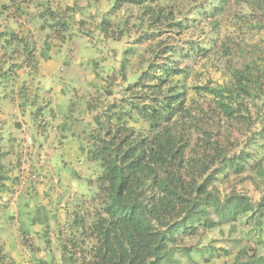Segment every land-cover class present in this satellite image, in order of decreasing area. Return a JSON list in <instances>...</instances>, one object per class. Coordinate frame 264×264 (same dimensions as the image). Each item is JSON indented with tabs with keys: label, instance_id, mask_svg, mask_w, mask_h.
<instances>
[{
	"label": "trees",
	"instance_id": "trees-1",
	"mask_svg": "<svg viewBox=\"0 0 264 264\" xmlns=\"http://www.w3.org/2000/svg\"><path fill=\"white\" fill-rule=\"evenodd\" d=\"M75 29L130 42L120 97L81 147L100 170L91 211L67 226L58 262L35 264H264V0H0V49L20 71ZM6 155L0 146V197ZM234 178L257 198L219 189ZM0 264L17 263L0 252Z\"/></svg>",
	"mask_w": 264,
	"mask_h": 264
},
{
	"label": "rangeland",
	"instance_id": "rangeland-1",
	"mask_svg": "<svg viewBox=\"0 0 264 264\" xmlns=\"http://www.w3.org/2000/svg\"><path fill=\"white\" fill-rule=\"evenodd\" d=\"M72 34L66 48L54 49L36 68L24 64L20 71L0 49V146L7 152L9 176L8 189L0 197V252L6 263L10 258L17 264H35L50 256L58 262V246L69 236L67 226L78 214L91 211L96 188H88V181L100 170L85 160L81 147L94 127V116L120 97L116 70L130 40L106 42L76 29ZM200 65L196 74L202 71ZM113 72V94L107 96L104 81ZM220 183L223 192L236 187L254 199L258 196L250 182L240 184L234 178ZM221 229V238L231 236L228 225Z\"/></svg>",
	"mask_w": 264,
	"mask_h": 264
}]
</instances>
